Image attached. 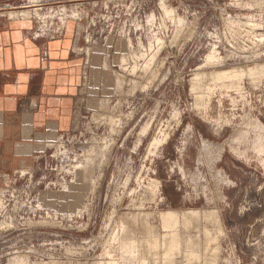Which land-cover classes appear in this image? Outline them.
Segmentation results:
<instances>
[{"label":"rangeland","instance_id":"374dc122","mask_svg":"<svg viewBox=\"0 0 264 264\" xmlns=\"http://www.w3.org/2000/svg\"><path fill=\"white\" fill-rule=\"evenodd\" d=\"M80 1L62 6L125 10L147 64L75 129L73 183L45 189L55 174H35L0 198V264H264V0ZM167 211L180 242L168 257Z\"/></svg>","mask_w":264,"mask_h":264},{"label":"crops","instance_id":"0c3cea01","mask_svg":"<svg viewBox=\"0 0 264 264\" xmlns=\"http://www.w3.org/2000/svg\"><path fill=\"white\" fill-rule=\"evenodd\" d=\"M64 8L0 6V198L27 180L60 135L106 108L118 77L126 85L145 70L125 10L104 23Z\"/></svg>","mask_w":264,"mask_h":264},{"label":"built area","instance_id":"2783aa9c","mask_svg":"<svg viewBox=\"0 0 264 264\" xmlns=\"http://www.w3.org/2000/svg\"><path fill=\"white\" fill-rule=\"evenodd\" d=\"M35 1L37 3L33 5H25V6L33 7V8H42L46 6V4L53 2L54 5H58V6L61 5L60 7H65L62 6L64 5L62 4L63 2L64 3L73 2V1H76V3L82 2L80 0H35ZM26 2L31 3L30 0H26ZM108 3H112V1L107 2V4ZM79 5H86V4L81 3ZM106 5H105V12L107 15L108 8H106ZM79 9L81 12H85L84 7H79L78 10ZM88 12L93 13V10L90 9ZM96 16H98V14ZM97 19L102 22H109V20H105L100 16H98ZM76 131L77 130H72L69 133L60 135L54 142H52L49 145L47 152L38 159V164L36 169L33 172L27 174L28 183L33 184L35 174H49V177H51L52 174H55V178H50V179H48L46 175H42L40 177V180L35 184L37 186L44 184L45 189H52V188L64 189L70 183H73L75 181L76 175L78 174V171L81 169V164L79 163V159H81L80 157L85 156V153L83 155L81 154L82 152L79 153L78 151H75V149L73 152H70L71 146H75L79 138L81 137V134H78ZM90 148L88 151V156L90 153ZM3 178H4V174H0V182ZM29 187L30 185L28 186L24 185L21 190H15L13 192V195H11V197L14 198L15 193L21 192L23 191V189L27 191ZM3 202H6V200L1 199L0 205H3Z\"/></svg>","mask_w":264,"mask_h":264},{"label":"bare ground","instance_id":"6f19581e","mask_svg":"<svg viewBox=\"0 0 264 264\" xmlns=\"http://www.w3.org/2000/svg\"><path fill=\"white\" fill-rule=\"evenodd\" d=\"M251 74H257L255 70H250ZM241 77V74H239L237 71H222L215 75V78L217 81H225L228 79H238ZM74 186V185H73ZM163 224L165 228H168L170 230L169 236L166 237V239L163 242V249H164V256H173L176 254V252L180 251V242L177 238V235L175 233V229L179 223V213L177 211H167L162 213L161 215ZM166 258V257H165ZM169 260V259H168ZM114 264V263H110Z\"/></svg>","mask_w":264,"mask_h":264}]
</instances>
